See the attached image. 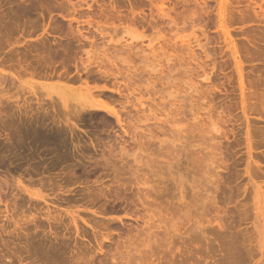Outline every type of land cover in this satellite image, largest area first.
Here are the masks:
<instances>
[{
  "label": "rangeland",
  "instance_id": "rangeland-1",
  "mask_svg": "<svg viewBox=\"0 0 264 264\" xmlns=\"http://www.w3.org/2000/svg\"><path fill=\"white\" fill-rule=\"evenodd\" d=\"M263 209L264 0H0V264H264Z\"/></svg>",
  "mask_w": 264,
  "mask_h": 264
},
{
  "label": "bare ground",
  "instance_id": "bare-ground-1",
  "mask_svg": "<svg viewBox=\"0 0 264 264\" xmlns=\"http://www.w3.org/2000/svg\"><path fill=\"white\" fill-rule=\"evenodd\" d=\"M222 2H223V0H222ZM256 4H257V3H256ZM227 12H228V11H227ZM229 12H230V11H229ZM222 13H223V12H222ZM188 37H189V36H188ZM194 37H195V35H194ZM186 40H187V39H186ZM197 40H199V39L197 38ZM189 43H191V41H189ZM199 44H200V43H199ZM199 44H198V45H199ZM190 45H191V44H190ZM190 45H189V46H190ZM200 46H201V45H200ZM234 53H235V52H234ZM152 63H153V68H155V69L152 68L153 71H154V70L157 71V70L161 67V66H159V65H161V64H158L157 61L152 62ZM161 63H162V62H161ZM154 66H155V67H154ZM157 66H158L159 68H158ZM213 66H214V65H213ZM240 68H241V67H240ZM156 71H154V72H156ZM161 72H162V71H161ZM209 72H210V71H209ZM209 72H206V73L204 74V76L202 75V76L204 77V79H209V77H210ZM239 72H240V75H239L240 90H241V95H242V97H243L242 100H244V96L246 97L247 95H246V92H245L246 89H245V86H244V80H243V76H242V73H241V72H242V69H240ZM198 77H199V76H198ZM203 77H202V78H203ZM245 78H246V76H245ZM245 82H246V81H245ZM197 84H198V81H197V82L195 81V82H193L190 86H189V85H188V86H189V88L192 90V88H194V89L197 88ZM183 90H184V89H183ZM196 90H197V89H196ZM247 90H248V89H247ZM193 91H194V90H193ZM78 92H79V91H78ZM77 94H78V93H77ZM184 95H185V94H184ZM177 96H178V95H177ZM250 96H251V95H249V97H250ZM242 97H241V98H242ZM55 99H56V98H55ZM180 99H181V98H180ZM31 101H32V100H31ZM71 101H72V100H71ZM244 101H246V98H245ZM247 101H248V100H247ZM57 102H58V101H57ZM57 102H56V103H57ZM72 103H73V102H72ZM243 103H244V102H243ZM245 103H246V102H245ZM245 103H244V104H245ZM81 104H82V103H81ZM37 105H38V104H37ZM40 105H41V104H40ZM75 105H77V104H73L72 106H75ZM82 105H83V104H82ZM45 106H46V105H45ZM69 106H70V103H69ZM72 106H71V107H72ZM75 107H76V106H75ZM80 107H81V106H80ZM82 107H83V106H82ZM242 107H243V109H244V115H245V119H246L247 126L249 127V124H250V122H249L250 119H249V118H250V117L248 118V116H247V115H249V114H248L249 112H247V110H246V109H247V108H246L247 105H246V107H245V106H242ZM48 108H49V107H48ZM69 108H70V107H69ZM77 108L79 109V107H77ZM142 108H145V107H142ZM148 108H149V107H148ZM157 108H158V107H157ZM43 109H44V108H43ZM75 109H76V108H75ZM78 109H76V110H78ZM155 109H156V108H155ZM6 110H7V109H6ZM6 110H5V108H4V111H6ZM31 110H32V109H31ZM44 110H45V109H44ZM44 110H43V111H44ZM70 110H71V108H70ZM80 110H81V109H80ZM85 110H86V109H85ZM85 110L83 109V111H85ZM96 110H97V109H96ZM151 110H152V109H151ZM36 111H37V110H36ZM142 111H144V109H142ZM148 111H149V110H148ZM41 112H42V111H41ZM75 112H76V111H75ZM81 112H82V110H81ZM81 112L79 111L80 114H82ZM36 113H38V112H36ZM160 113H161V112H160ZM50 114H51V113H50ZM80 114H79V115H80ZM27 115H28V114H27ZM77 115H78V114H77ZM118 115H119V114H118ZM118 115H117V119L120 121L121 119H120V117H119ZM163 115H164V114H163ZM33 116H34V115H33ZM24 117H25V116H24ZM30 117H31V116H30ZM193 117H195V116H193ZM48 119H49V118H47V120H48ZM7 120H8V119H7ZM35 120H36V118H35ZM54 120H55V119H54ZM30 121H31V120H30ZM44 121H45V120H44ZM58 121H60V120H58ZM8 122H9V121H8ZM212 122H213V121H212ZM12 123H13V122H12ZM41 123H43V122L41 121ZM215 124H216V123H215ZM38 125H39V124H37V126H38ZM47 125H48V124H47ZM68 125H69V124H68ZM70 125H71V124H70ZM6 126H7V125H6ZM9 126H10V125H9ZM10 127H11V126H10ZM38 127H39V126H38ZM55 127H56V126H55ZM57 127H58V126H57ZM60 127H61V126H60ZM72 127H73V126H72ZM248 127H247V130H246V133H245V139H246V141H247V145H246V147L248 148V155H249L248 157H251V155H252V154H251V145H250V141H249V140H250V134H249V130H250V129H248ZM13 128H14V127H13ZM61 128H62V127H61ZM10 129H11V128H10ZM26 129H27V128H26ZM34 129H35V128H34ZM36 129H37V128H36ZM42 129H43V128H42ZM71 129H72V128H71ZM71 129H70V130H71ZM75 129H76V128H75ZM37 130H38V129H37ZM66 130H67V129H66ZM21 131H22V130H21ZM73 131H75V130H72V132H73ZM24 132H25V131H24ZM26 133L28 134V132H26ZM24 134H25V133H24ZM24 134H23V135H24ZM46 134H47V133H46ZM81 134H82V133H81ZM23 135H22V136H23ZM25 136H26V135H25ZM33 136H34V135H33ZM33 136H32V137H33ZM28 137H29V136H28ZM32 137H31V138H32ZM46 137H47V135H46ZM56 137H57V136H56ZM10 138H12V137H10ZM49 138L51 139V137H49ZM63 138H64V137H63ZM14 139H15V138H14ZM64 140H65V139H64ZM7 141H9V140H7ZM23 141H24V140H23ZM26 141H27V140H26ZM28 141H29V139H28ZM50 141H52V140H50ZM50 141H49V142H50ZM54 141L56 142L57 140H54ZM13 142H14V141H13ZM47 142H48V141H47ZM52 142H53V141H52ZM82 143H83V142H82ZM58 144H59V143H58ZM10 145H11V144H10ZM14 145H15V144H14ZM80 145H81V144H80ZM85 145H86V144H85ZM51 146H52V145H51ZM55 146H56V145H55ZM49 147H50V146H49ZM60 147H61V146H60ZM79 147H80V146H79ZM52 149H53V148H52ZM52 149H51V150H52ZM75 151H76V150H75ZM60 152H61V151H60ZM60 152H59V153H60ZM61 154H62V153H61ZM63 156H64V155H63ZM215 156H216V155H215ZM253 157H254V156H253ZM65 159H66V158H65ZM107 159H108V158H107ZM213 159H214V158H213ZM253 159H254V158H253ZM96 161H97V160H96ZM251 161H252V160H251ZM105 162H106V161H105ZM212 162H213V161H212ZM252 163H253V161H252ZM108 164H109V163H108ZM112 171H113V170H112ZM253 171H254V170H253ZM35 173H36V172H35ZM250 173H252V172H250ZM252 174H253V173H252ZM252 174H251V175H252ZM250 180H251V179H250ZM16 181H17V180H16ZM20 181H22V180H20ZM20 181H19V182H20ZM34 181H35V180H34ZM255 181H256V180H255ZM255 181H254V182H255ZM20 183H21V182H20ZM23 183H24V182H22V185H23ZM36 183H37V182H36ZM147 183H148V182H147ZM251 183H252V182H251ZM1 187H2V186H1ZM253 187L255 188V195H254L255 204H258V203H260V202H263V201H261V196H260V195L262 194V192H260L261 189L258 188L259 186L257 187L255 183H253ZM261 187H262V186H261ZM153 189L155 190V187H154ZM24 190L28 192L29 197H30V196H33V194L30 192V190H28V189H24ZM139 190H140V189H139ZM158 190H159V189H158ZM22 191H23V190H22ZM16 192H17V190H16ZM155 192H156V191H155ZM10 193H11V192H10ZM18 193H19V192H18ZM148 193H149V191H148ZM252 194H253V193H252ZM150 195H151V194H150ZM155 195H156V193H155ZM157 195H158V194H157ZM8 196L10 197V194H9ZM153 196H154V195H153ZM9 197H8V198H9ZM61 197H62V196H61ZM66 197H67V196H66ZM145 197H146V196H145ZM2 198H3V197H2ZM15 198H16V197H15ZM22 198H23V197H22ZM4 199H6V198L4 197ZM136 199H137V198H136ZM145 199H146V198H145ZM13 200H14V199H13ZM42 200H43V199H42ZM63 200H64V199H63ZM69 200H70V197H69ZM140 200H141V199H140ZM140 200H139V201H140ZM10 201H11V198H10ZM10 201H9V202H10ZM16 201H18V200H16ZM35 201H36V200H35ZM48 201H49V200H48ZM145 201H146V200H145ZM143 202H144V201H143ZM143 202H141V203H143ZM146 202H148V201H146ZM149 202H150V201H149ZM149 202H148V203H149ZM15 203H16V202H15ZM18 203H19V202H18ZM24 203H25V202H24ZM40 203H41V202H40ZM19 204H20V203H19ZM32 204H34V203H32ZM32 204H31V205H32ZM144 204H145V203H144ZM144 204H143V205H144ZM154 204H155V203H153V205H154ZM158 204H160V203H158ZM9 205H10V204H9ZM16 205H17V204H16ZM36 205H37V204H36ZM36 205H35V206H36ZM38 205H39V204H38ZM40 205H41V204H40ZM145 205H146V204H145ZM11 206H12V205H11ZM11 206H10V207H11ZM35 206H33V207H35ZM148 206H149V204H148ZM155 206H157V205H154V207H155ZM10 207H9V208H10ZM15 207H16V206H15ZM50 207H51V206H50ZM145 207H146V206H145ZM149 207H152V206H149ZM154 207H153V209H154ZM259 207H260V206H259ZM13 208H14V206H13ZM38 208H39V206H38ZM45 208H46V207H45ZM179 208H181V206H180ZM255 208H257V207H255ZM149 209H151V208H149ZM257 209H259V208H257ZM260 209H261V207H260ZM6 210H7V209H6ZM8 210H9V209H8ZM158 210H159V208H158ZM176 210H177V209H176ZM263 210H264V209H263ZM263 210H262V211H263ZM156 211H157V210H156ZM181 211H182V210H181ZM58 212H60V211H58ZM178 212H179V211H178ZM53 213H54V212H53ZM144 213H145V212H144ZM158 213H159V212H158ZM173 213H174V212H173ZM45 214H47V213H45ZM141 214H142V212H141ZM156 214H157V213H156ZM175 214H176V213H174V216H175ZM137 215H138V214H137ZM146 215H148V214H146ZM161 215H162V214H161ZM172 215H173V214H172ZM180 215H181V214H180ZM186 215H187V214H186ZM62 216H63V215H62ZM183 216H184V215H183ZM183 216H182V217H183ZM49 217H54V216H49ZM76 217H77V216H76ZM159 217H160V216H159ZM179 217H180V219L182 218L181 216H179ZM45 218H46V217H45ZM72 218H73V222L75 223V226L79 227V225H78V221H77V218H75V217H72ZM95 218H96V217H94V219H95ZM170 218H171V217H170ZM175 218H176V217H175ZM175 218H174V219H175ZM188 218H189V217H188ZM96 219H97V218H96ZM106 219H107V218H106ZM140 219H141V218H140ZM178 219H179V218H178ZM178 219H177V220H178ZM97 220H98V219H97ZM101 220H102V218H101ZM112 220H113V219H112ZM170 220H173V219H170ZM94 221H95V220H94ZM106 221H107V220H106ZM168 221H169V219H168ZM168 221H167V222H168ZM103 222H104V221H103ZM108 222H109V221H108ZM173 222H174V221H173ZM150 223H151V222H150ZM175 223H176V222H175ZM175 223H174V224H175ZM14 224H15V223H14ZM35 224H36V223H35ZM37 224H38V223H37ZM101 224H102V223H101ZM176 224H177V223H176ZM176 224H175V225H176ZM107 225H108V224H107ZM263 225H264V224H263ZM15 226H16V225H15ZM38 226H39V225H38ZM38 226H37V227H38ZM100 226H101V225H100ZM104 226H105V225H104ZM26 227H27V226H26ZM77 227H76V229H77ZM87 228H88V227H87ZM109 228H110V227H109ZM53 229H54V228H53ZM173 230H174V229H173ZM171 231H172V230H171ZM24 232H25V231H24ZM26 232H27V231H26ZM43 232H44V231H43ZM175 232H176V231H175ZM79 233H80V232H79ZM172 233H173V232H172ZM28 235H29V234H28ZM46 235H47V234H46ZM34 238H35V237H34ZM7 242H8V241H7ZM7 242H6V243H7ZM6 243H5V244H6ZM31 244H32V243H31ZM103 245H104V244H103ZM7 248H8V247H7ZM100 248H101V251H103L104 246H103V248H102V245H101ZM8 249H9V248H8ZM15 250H16V249H15ZM98 250H99V249H98ZM6 251H7V250H6ZM113 251H114V250H113ZM78 254H79V253H78ZM80 254H81V253H80ZM97 254H98V253H97ZM10 255H11V254H10ZM108 255H109V254H108ZM74 256H75V255H74ZM91 257H92V256H91ZM114 257H115V256H114ZM87 258H88V257H87ZM91 259H92V258H91ZM94 259H95V258H94ZM74 260H75V259H74ZM79 260H80V258H79ZM85 260H86V258H85ZM96 260H97V259H96ZM82 261H83V259H82ZM92 261H93V259H92ZM99 261H100V260H99ZM75 262H76V261H75ZM86 262L88 263V261H86ZM93 262H94V261H93ZM93 262H92V263H93ZM116 262H117V261H116ZM77 263H78V262H77ZM79 263H80V261H79ZM81 263H85V262H81ZM69 264H70V263H69ZM94 264H95V263H94Z\"/></svg>",
  "mask_w": 264,
  "mask_h": 264
}]
</instances>
